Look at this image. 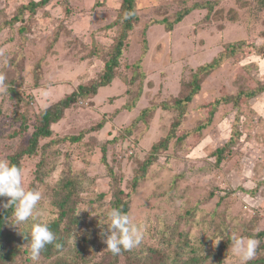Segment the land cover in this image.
I'll use <instances>...</instances> for the list:
<instances>
[{
    "label": "rangeland",
    "instance_id": "rangeland-1",
    "mask_svg": "<svg viewBox=\"0 0 264 264\" xmlns=\"http://www.w3.org/2000/svg\"><path fill=\"white\" fill-rule=\"evenodd\" d=\"M31 1L39 0H0L7 85L0 91V159L8 161L27 149L45 110L78 86L98 83L122 33V0H50L35 13L21 10ZM134 12L111 84L70 105L33 157L23 155V186L41 193L30 219L50 224L61 216L65 247L33 260L19 257L30 252V242L22 244L16 262L124 264L102 235L118 187L144 227L135 252L168 248L165 264L176 249L195 264H244L230 249L236 235L258 241L246 264H264V0H135ZM233 45L237 51L225 54ZM219 58L190 102L174 108L193 73ZM169 134L168 147L144 171L151 146ZM230 141L217 164L214 152ZM39 167L48 173L42 184ZM65 176L77 179L79 193L59 208L47 187ZM27 223L7 233L15 240Z\"/></svg>",
    "mask_w": 264,
    "mask_h": 264
},
{
    "label": "trees",
    "instance_id": "trees-1",
    "mask_svg": "<svg viewBox=\"0 0 264 264\" xmlns=\"http://www.w3.org/2000/svg\"><path fill=\"white\" fill-rule=\"evenodd\" d=\"M50 2V0H39V1H31L29 4L22 6L21 10L29 11L31 13H35L36 10L42 9ZM134 3L135 0H122L120 9H119V19L121 21V29L122 33L117 38L115 45L112 48L111 56L109 60H107L104 64L103 73L100 76L98 83L86 85V86H78L77 90L73 93H71L69 96H67L64 100L60 101L59 103L55 104L53 107H50L49 109L45 110L41 118L39 120L38 124H35L34 132L31 134L30 139L28 140L27 149L23 152L20 151V153L11 156L9 161L11 164L16 165L21 170L23 167L20 165V162L23 158V155L26 154L24 157L28 158V156H32L37 152L38 148V142L42 138H47L51 134L50 126L53 123H56L60 120L61 116L63 115L64 110L69 108L70 105H72L75 101L80 99H86L89 96H94L97 93V90L101 87H106L111 84V82L114 80L115 76V69L118 67V60L122 54L123 44L126 37V33L131 30L132 28V21L135 17L134 12ZM197 8H201L202 6L198 5ZM190 10H186L183 13L179 14L175 20V23H178L182 20V18L189 13ZM172 25H169L171 27ZM237 47L233 45L229 50H225V54H227L228 51L229 54H232L234 51H237ZM222 56V55H221ZM220 59H216L213 62L209 63L206 66H202L199 68V72L196 71L193 73L191 79L189 82L184 84V87L186 86L188 88V94L187 96L183 98H177L175 100V104L173 103L174 108L180 109L184 104L189 103L192 95L198 92L200 88V84L202 79L204 78V74L210 73L213 71L218 64L220 63ZM257 92H251L246 95V97H252ZM138 99V97L133 100V102L130 105L126 106L127 110H131L134 107L135 101ZM168 108V107H167ZM144 111V110H142ZM141 111V116H144ZM145 113V111L143 112ZM150 113V112H148ZM180 123L177 121L174 126L179 125ZM102 123L99 124V128H101ZM172 133V132H171ZM172 138V134L167 135L163 140L153 144L150 149V155L153 156V159L146 160L144 165V171L151 166L154 163V158L161 150H164L168 147L169 141ZM232 141L228 142L224 147L217 149L214 152L215 155V162L218 164L223 159L222 156L224 154L225 148L227 146H231ZM44 168V166H43ZM43 170H41V167H39L35 173V180L42 184V178L47 177L48 173H43ZM141 176H143L142 173H140ZM136 180V178H135ZM134 180V181H135ZM27 186V187H25ZM47 189L49 190V196H51V200L54 205H57L59 208H62V205L65 201L70 199L71 196L78 195L79 191L77 189V179L75 177H68L65 176V178H60L59 181H57L55 184L48 185ZM136 186V183L133 185ZM26 190H34L33 184H27L24 185ZM47 192V191H46ZM115 197H116V204L113 206V208L120 209L123 213L128 214L129 209V200H125L126 194L122 193L120 188L115 189ZM8 197H0V205L6 204L8 202ZM14 206H9L7 208L0 207V264H21L20 262H16L18 256L21 252V246L22 244L29 243L30 241V234L32 230L33 223L32 221H38L37 220H31L30 218L29 223L22 226L19 233L17 234L15 240L12 239L7 231L10 230L11 225L16 228V220L14 217ZM63 213L64 211L61 210ZM60 221L61 216H59L54 222H51L49 224L50 229L55 233L56 239L53 241V243L47 245L45 249L41 252L40 258L43 259H50L53 256L61 253V251L65 247V236L61 234L60 231ZM15 236V234H12ZM259 237L264 236V232H260L258 234ZM174 241V239H173ZM173 243V242H172ZM203 243V242H202ZM142 246V245H140ZM26 250V249H25ZM169 250L168 248H165L163 250L156 249V250H145L141 247V252L138 253L135 252L136 249L133 248L132 250H124L122 249L121 252L115 257L114 261L117 262L119 259H123L124 264H165L168 261V254H166V251ZM138 251V250H137ZM221 252L223 250H220ZM175 254L173 253L172 256H170V259H172V264H195V261H197L196 258L192 259L191 257L184 258L180 250H175ZM26 256V259H31V253H27L25 251L24 255H20V258H24ZM39 259V258H38ZM37 259V260H38ZM222 259V254L218 256L219 262ZM75 262H67V260H63L62 264H73ZM260 262H264L261 261ZM60 264V263H59ZM201 264H206L205 259L202 260Z\"/></svg>",
    "mask_w": 264,
    "mask_h": 264
},
{
    "label": "clouds",
    "instance_id": "clouds-1",
    "mask_svg": "<svg viewBox=\"0 0 264 264\" xmlns=\"http://www.w3.org/2000/svg\"><path fill=\"white\" fill-rule=\"evenodd\" d=\"M5 76L0 74V91L7 88ZM23 172L7 159H0V197H8L6 204L0 207L14 206V217L17 223L24 222L33 216L34 209L41 200V193L36 190H26L23 186ZM110 223L102 233L106 237L107 249L113 254H119L122 249L132 250L138 247L144 238L143 225L134 222L133 218L118 208L108 212ZM56 239L46 219L34 223L31 230L30 253L37 260L45 247ZM218 242V241H217ZM258 241L254 238L231 236V252L244 264L256 256Z\"/></svg>",
    "mask_w": 264,
    "mask_h": 264
}]
</instances>
